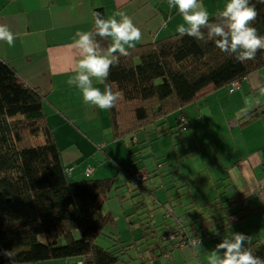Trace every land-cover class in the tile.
Here are the masks:
<instances>
[{"label":"crops","instance_id":"0c3cea01","mask_svg":"<svg viewBox=\"0 0 264 264\" xmlns=\"http://www.w3.org/2000/svg\"><path fill=\"white\" fill-rule=\"evenodd\" d=\"M205 1L199 0L210 12V18L221 12L228 3V0H212L214 6L208 9ZM94 9H102L106 18L112 17L119 11L129 15L142 32L141 40L135 42L134 46L151 44L178 34L176 31L178 25L184 23L178 9L174 7L165 9L163 0H0V23L7 24L16 35L14 46L0 41V60L7 63L28 86L39 90L45 97L44 111L47 124L60 151L64 170H70L71 177L77 175L79 181L85 177L84 172L87 168L93 169L92 175L97 180L113 178V187L100 199L103 205L106 202L110 209L114 207L118 212L120 211L119 199L117 196L113 198L110 194L119 172L127 168L124 165L123 144L125 141L130 142L125 150L129 159H132L131 167L125 171L127 174V172L136 171L133 166V157L141 155V151L146 148L150 133H157L153 137L156 142L164 136H172L171 127L177 128L176 125L179 124L177 121L180 118L184 120V125L189 126L194 136L207 131L204 118L213 116L211 103L232 104L243 96V104L246 99L244 97L252 95L253 99L249 106L251 110L247 115L239 119L231 118L229 123L232 131L239 130L240 134L246 138L262 140L260 138L264 136V128H260L259 123L264 125V111L256 118H252V113L264 108V93L259 91L264 89V68L238 83V89L234 91H241L242 94L235 92L233 95H228L227 91L231 88H222L182 110L169 114L157 125L149 127L133 139H114L110 129L108 110L106 112L85 104L81 90L67 83L76 74L75 68L79 59L74 44L77 38L76 33L92 30ZM93 82L94 86L103 91V84L95 80ZM256 91L259 92L256 93ZM170 115H175L174 117L179 115L174 125L170 122L172 117ZM183 124L181 123V126ZM253 130L256 132L253 133ZM221 135L214 150V156L206 147H202V144L205 145L204 141L194 139L199 152L212 160L216 172L210 174L209 181L201 187L199 184L192 183L191 175L184 176L180 172L190 168L182 169L183 164L178 161L180 172L178 180L184 183L183 191L187 190L184 193L190 195L191 201L188 200V204L184 206V200L180 197L178 203H175L177 200L170 199L166 187L162 193L163 196L154 206V211L158 208L164 209L163 214L156 211L155 215H148V223L151 216L152 218L157 216L158 224L154 228L159 235L170 226L164 222L160 223L164 212L173 210L171 204L180 205L184 210L199 211L197 214L199 217L189 221H185L183 214L176 215L173 211L177 217L184 220L191 234L202 241L201 246L197 242L193 248H176L180 250L179 259L184 261L194 258L199 264H208L209 254L216 245L224 237L237 232L250 236L253 251L264 259V141L254 151L246 153L239 146L225 147L226 137ZM205 137L206 140L211 137L209 131ZM148 144L151 145V142ZM135 146L137 149L132 151ZM153 154L156 155L157 152ZM185 156H188L184 157L188 159L190 153L186 152ZM187 163L191 162L188 160ZM112 170H116L115 175L108 177V172ZM148 173L151 175L152 172ZM137 186L141 188L140 184ZM213 190L215 195L208 200L207 194ZM226 203L229 206L224 205ZM234 204L244 205L240 209L242 211L240 215L235 211ZM140 208L142 207L137 209ZM230 208H234V211L228 213ZM222 210L225 211L222 219L220 218L222 221L217 223L213 213L218 211L221 213ZM224 221L227 223L225 224ZM232 224H237L235 232L232 227H228ZM212 225L219 231V235L213 234ZM130 229L132 228H128ZM166 249L171 253L174 246H167ZM153 250L152 248L146 254L145 251H137L140 264H161L160 260L164 255L152 253ZM37 264H86V260L71 258Z\"/></svg>","mask_w":264,"mask_h":264},{"label":"trees","instance_id":"16d2710c","mask_svg":"<svg viewBox=\"0 0 264 264\" xmlns=\"http://www.w3.org/2000/svg\"><path fill=\"white\" fill-rule=\"evenodd\" d=\"M256 7L259 15L253 26L264 35V4L256 3ZM96 11L106 18L102 9H94L91 31ZM100 42L107 48L110 41ZM262 68L264 50L258 51L254 60L241 63L212 41L202 44L179 34L134 46L111 67L106 81L123 95L117 106L108 110L113 138L133 139L169 114ZM44 103L39 90L28 86L0 60V249L14 250L16 264L71 258H84L86 264H131L124 258L131 249L137 250L136 244H127L112 233L108 237L111 246L98 243L102 236L107 238L106 228L115 225L100 201L113 187V178L75 181L67 174L47 124ZM262 111L264 108L253 112L252 118ZM177 122V129H182ZM171 212L173 216L165 219H173L172 225L157 236L162 246L152 251L158 250L159 256L166 255L167 246L179 248L168 239L171 232L178 239L176 221H182L186 237L199 240L182 218ZM0 264L10 262L0 255Z\"/></svg>","mask_w":264,"mask_h":264},{"label":"rangeland","instance_id":"374dc122","mask_svg":"<svg viewBox=\"0 0 264 264\" xmlns=\"http://www.w3.org/2000/svg\"><path fill=\"white\" fill-rule=\"evenodd\" d=\"M163 5L165 9L166 7H169L168 0H163ZM205 6L210 9L214 6V2L212 0H206ZM259 91L264 93V89H261ZM259 91H256V93H258ZM227 92L228 95H233L235 92L242 94V92L238 90L234 92L232 90H229ZM244 98H251V101L253 99L252 95L250 97ZM242 102L243 96H241L240 99H237L232 104H229L228 102H224L222 104L211 103L210 106L212 107L213 116L209 117L208 119L204 118V123L207 127V131L200 133L198 136H194V134H192V131L187 124H185L184 129H180L179 131L177 128L172 126L171 131L173 135L164 136L157 142L155 141V138L153 139V137L156 136L157 133H150L151 135L149 137L150 140L148 141V143L151 142V145L147 143L146 148L141 151V155L133 157L134 169L137 172H140L147 176L146 181L140 183L141 188H138L137 185L127 179L125 171L131 167L130 160L132 159H129L127 151L125 150V148L129 146L130 142L125 141V143L123 144L125 155L124 165H126L127 168L125 171L121 170L119 172L118 176L116 177L112 193L110 194V196H113V198L117 196V198L119 199L120 211L118 212L114 207L110 209L108 204L106 202L104 203L103 212L111 213L115 225L114 227L106 228L107 233H109L107 235V238L102 236L98 240V243L105 247L111 246L112 242L108 239V237H110L112 233L113 236L119 235L120 239L122 241H125L127 244H136L137 246H139L137 250L131 249L129 251V255L124 258L125 261H130L131 264H140V259H138L137 251H145L146 254L150 252L152 248L155 250L162 246L158 241V234H156L154 230V227L158 224L156 222L157 216H154L153 218L151 216L148 223V215H155L156 211H160L162 213V210H164L162 208H158L154 211V206L157 204L156 202L160 200L161 196H163L162 193L165 188L167 187L168 189L170 199L177 200L175 201V203H178V200L181 197V199L184 200L185 206L188 204V200L191 201V197L190 195L184 193V191L187 192V190L183 191L184 183L181 180H178V174L181 172L184 176L191 175L193 177L192 183L199 184L201 187L204 183H207L209 181L210 174L212 175L216 173L212 160L208 156H204L199 152L194 139L204 141L205 145L202 144V147H206L212 156H214V150L217 147V143L220 140L221 134L226 137L225 147L232 148L239 146L243 148L246 153L249 151H254L259 145L263 143L264 136H262L260 138L262 140L259 141L258 139L256 140L252 137L246 138L242 136L239 130L232 131L229 120L234 117L239 119L242 116L247 115V113L251 110L249 109V105H246L245 103L242 104ZM240 107L242 108V110H238ZM175 115H170L172 116L170 119L172 125L175 124V120L179 116L178 115L174 117ZM259 124L261 125L260 128H264V125L262 123ZM208 131L210 132L211 137H208V139L206 140L205 136L206 134H208ZM176 132L178 133L174 134ZM254 132H256V130H253V133ZM136 149L137 146H135L132 151H135ZM153 152H157V154L154 155ZM186 152L190 153L188 159L184 158L188 157L185 156ZM188 160L191 163H187ZM178 161L180 162V164H183L182 169L186 170L190 168V170L179 172V168L177 165ZM150 171L152 172L151 175L148 173ZM115 173L116 170L109 171L108 177H112L113 175H115ZM92 176L90 177L91 179L97 180V178H94V176ZM73 179L75 181H79L77 175H73ZM214 193L215 190H213V192H211L210 194H207V199L209 200L213 198L215 195ZM144 203L145 207H143ZM171 205L173 209L172 211H175L176 215L183 214L185 216V221L193 220L195 217H199L197 215L199 214V211H197L196 209L184 210L180 205ZM224 205L229 206V204L227 203ZM140 206L142 208L137 209ZM234 206L235 211L239 212L238 214L240 215L242 213L240 209L243 208L244 205L242 204L237 206L234 204ZM233 209L234 208L228 209V213L232 212ZM166 212L167 211L164 212V216L161 218L160 224L164 222L167 225H172L173 219L164 218L167 217ZM224 213V210H222L221 213H219V211L213 213V217H215L216 219L215 222H221L222 214L224 215ZM163 218L165 220H163ZM224 222L225 224L227 223V221ZM237 224H232V226L228 227H232L235 232L237 230ZM128 228L132 229L128 230ZM135 239L138 241H134ZM179 249H176V246H174V249L172 250L173 256L170 257V254L172 252H168L163 256L164 258H161V264H199L198 261L194 258L187 259L185 261L179 259ZM156 253H158V250H156Z\"/></svg>","mask_w":264,"mask_h":264},{"label":"clouds","instance_id":"9594fccd","mask_svg":"<svg viewBox=\"0 0 264 264\" xmlns=\"http://www.w3.org/2000/svg\"><path fill=\"white\" fill-rule=\"evenodd\" d=\"M264 4V0H256ZM251 0H228L216 19H210V12L199 0H168L169 7L178 9L184 23L176 31L181 36L194 38L202 44L209 41L222 52L233 56L238 62L254 60L257 52L264 50V35L253 26L259 11ZM119 17V19H117ZM94 31H80L74 40L79 59L76 74L67 83L79 88L84 103L101 110H110L123 99L122 92L114 90L106 81L111 67L119 63L120 56H127L129 49L142 38L141 30L132 18L123 11L116 12L110 18H104L99 11L93 13ZM99 37V40L97 39ZM16 35L7 24L0 23V41L14 46ZM109 40L107 48L100 41ZM96 81L104 84V90L94 86ZM251 105V98L245 99ZM214 235L219 231L212 225ZM198 243L202 244L199 239ZM0 255L8 258L10 264H16L14 250L0 249ZM208 264H264L251 247V237L243 233H232L224 237L208 257Z\"/></svg>","mask_w":264,"mask_h":264},{"label":"built area","instance_id":"2783aa9c","mask_svg":"<svg viewBox=\"0 0 264 264\" xmlns=\"http://www.w3.org/2000/svg\"><path fill=\"white\" fill-rule=\"evenodd\" d=\"M230 88L232 91L238 89V83L231 84ZM179 121L182 124L184 122V120L182 118H180ZM184 126L185 125L183 124V127H182L183 129H184ZM66 172H67V174H70V170L66 171ZM92 174H93V169H91V168H87L86 171L84 172V176L86 178H90ZM146 179H147L146 175H144L140 172H137V171H132L129 174V180L136 185L140 184L143 181H146ZM167 215L169 217L173 216L171 211H167ZM181 222L182 221H178V222L176 221V223L178 225V228H177L178 229V232H177L178 233V239L176 238L175 233H172V232L169 233L168 239L170 241H172V243L176 242V244L179 248H193L197 244L198 240L197 239H189L188 237L185 236L184 229L183 230L181 229V225H180V224H182Z\"/></svg>","mask_w":264,"mask_h":264}]
</instances>
